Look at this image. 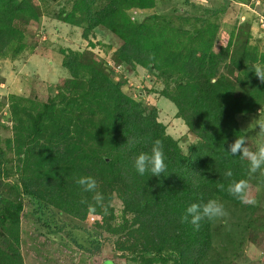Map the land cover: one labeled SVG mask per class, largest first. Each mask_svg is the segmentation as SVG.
<instances>
[{
  "label": "trees",
  "instance_id": "trees-1",
  "mask_svg": "<svg viewBox=\"0 0 264 264\" xmlns=\"http://www.w3.org/2000/svg\"><path fill=\"white\" fill-rule=\"evenodd\" d=\"M99 1L105 4L97 8ZM156 2L74 0L72 10H62L57 18L83 27L86 40L105 27L122 40L114 52L117 62L157 71L166 86L162 94L197 137L187 153L166 132L156 107L127 95L103 62L72 49L62 51L71 76L60 79L55 95L34 100L12 94L11 142L25 194L82 220L94 214L100 219L97 227L103 223L120 236V250L135 252L141 246L145 254L160 253L149 263L177 254L176 264H198L210 250L213 221L203 220L195 230L181 217L189 205L208 199L241 203L217 185L226 189L229 179L247 180L250 174L249 162L226 149L237 137H247L237 115L257 111L264 99V84L252 72L253 64L264 67V52L234 31L220 38L219 24L205 16L197 15L190 30L131 16L132 10H152ZM40 17L36 0H0V58H15L27 48L25 29ZM156 139L163 143L167 170L159 177L140 175L134 160L150 152ZM228 170L231 178L225 176ZM81 176L96 180L107 212L95 204L93 192L76 183ZM114 193L123 204V221L113 227L108 211ZM22 213V202L3 201L7 237L0 245V264H25L18 248Z\"/></svg>",
  "mask_w": 264,
  "mask_h": 264
},
{
  "label": "rangeland",
  "instance_id": "rangeland-1",
  "mask_svg": "<svg viewBox=\"0 0 264 264\" xmlns=\"http://www.w3.org/2000/svg\"><path fill=\"white\" fill-rule=\"evenodd\" d=\"M36 2L41 17L27 25L25 40L33 50L26 55L37 61L27 69L11 73L10 63L0 58V245L5 246L7 237V229L1 221L3 201H15L23 203L21 245L18 248L25 264H176L177 254L167 262L149 263L148 259L161 255L154 252L145 254L140 244L139 251L120 250L117 243L120 236L108 231V226L103 223L97 227L95 222L100 219L94 214L82 220L23 192L18 157L11 142V96L17 94L43 100L55 95L60 79L71 76L63 66V50L85 52L87 56L100 60L127 95L144 107H156L158 120L166 126V132L178 140L184 153L197 141L183 119L177 117L175 103L162 94L166 86L157 71L114 59V52L122 40L103 26L93 30L90 40H86L83 27L58 20L62 10H72L74 0ZM104 4L105 1H99L96 7ZM130 14L137 22L157 20L185 30L193 28L197 15L205 16L219 24L220 38L224 39L222 33L234 31L241 40L248 38L258 52H264V0H207V4L202 0H157L152 10H132ZM43 58L50 60V67H42ZM237 86L242 92L240 82ZM237 119L247 135L249 146L254 148L258 139L257 121L264 119V99L257 111L239 114ZM247 181L256 203L236 204L218 200L228 215L213 220L210 250L198 264H264V176L259 171L250 173ZM109 207V224L113 227L122 224L123 204L117 193H114ZM166 252L169 251H164L163 255Z\"/></svg>",
  "mask_w": 264,
  "mask_h": 264
},
{
  "label": "clouds",
  "instance_id": "clouds-1",
  "mask_svg": "<svg viewBox=\"0 0 264 264\" xmlns=\"http://www.w3.org/2000/svg\"><path fill=\"white\" fill-rule=\"evenodd\" d=\"M202 3L207 4V0H202ZM149 59H154V56H150ZM252 72L258 78L261 84H264V67L259 64L252 65ZM258 126V139L254 145V148L249 146L247 137H237L233 142L228 144L227 152L231 155H239L242 159L249 162V172L254 174L260 172L264 176V119L257 121ZM134 168L140 175H144L146 172H150L151 175L161 176L167 170L164 156V146L160 139H156L152 142L150 152H141L136 156L134 160ZM225 176L231 178L233 173L228 170ZM76 183L86 192H93L92 199L96 205L107 212L106 207L103 204V194L97 192V182L92 176H81L76 179ZM217 187L224 191L226 190L229 195L238 199L241 203L252 204L256 203L250 193V186L247 180L244 179H229L227 188L220 183ZM82 204H86V200H81ZM95 205H89V210L94 211ZM228 215L224 205L217 199H208L206 202L192 203L186 209V212L181 217L182 223H191L195 230H199L200 222L203 220L213 221L219 218L226 217ZM189 217L191 219L189 220Z\"/></svg>",
  "mask_w": 264,
  "mask_h": 264
},
{
  "label": "crops",
  "instance_id": "crops-1",
  "mask_svg": "<svg viewBox=\"0 0 264 264\" xmlns=\"http://www.w3.org/2000/svg\"><path fill=\"white\" fill-rule=\"evenodd\" d=\"M29 51L33 52V50L27 46V48L20 55H18L17 57H15V58L6 57L5 58V60L8 63H10V65L8 67H10V69H12V70H10L11 73L13 71H15V70L27 69L29 66H31L33 63H35L37 61V60L36 61H32L35 58H32L31 55H28V56L26 55L27 52H29ZM30 54H32V53H30ZM41 61H43V63H44V65L42 67L45 68V66H47V65L50 67L51 62H50V60L48 58H43V59H41Z\"/></svg>",
  "mask_w": 264,
  "mask_h": 264
}]
</instances>
